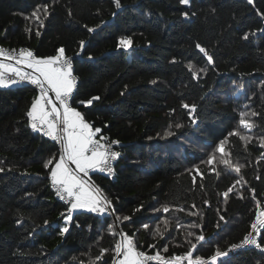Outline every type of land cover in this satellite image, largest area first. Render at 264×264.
I'll return each instance as SVG.
<instances>
[{
  "label": "trees",
  "instance_id": "obj_1",
  "mask_svg": "<svg viewBox=\"0 0 264 264\" xmlns=\"http://www.w3.org/2000/svg\"><path fill=\"white\" fill-rule=\"evenodd\" d=\"M44 4L43 24L29 19ZM121 5L0 0V45L25 47L38 57L63 47L77 79L72 107L101 129L97 136L120 142L113 173L90 172L111 201L110 213L75 210L61 234L70 206L51 187L56 161L45 167L59 158L61 146L31 128L35 87H0V264H113L121 233L146 254L192 251L193 258L209 259L217 247L237 244L264 211V0ZM122 36L132 38L131 48L118 46ZM95 96L100 99L92 105L81 103ZM183 104L196 105L195 112ZM253 111L256 126L249 130L240 125V113ZM234 131L240 136L229 135ZM221 140L232 161L244 165L239 173L207 163ZM201 234L204 241L197 240ZM257 239L264 245V230ZM217 264H264V251L241 247Z\"/></svg>",
  "mask_w": 264,
  "mask_h": 264
},
{
  "label": "snow or ice",
  "instance_id": "obj_2",
  "mask_svg": "<svg viewBox=\"0 0 264 264\" xmlns=\"http://www.w3.org/2000/svg\"><path fill=\"white\" fill-rule=\"evenodd\" d=\"M117 9L121 8V0H113ZM251 3L252 0H249ZM181 4L188 5L190 0H180ZM49 5L44 4L37 6L32 12L29 19L34 18L43 24L41 19V11L45 15L48 13ZM184 16L188 15V12L183 13ZM264 15V14H262ZM30 31V29H29ZM93 31V29H89ZM264 31V30H261ZM244 39H248L245 35ZM84 41H80L81 48L84 46ZM133 44L130 36H122L118 40V46L123 48H131ZM206 56L209 62H212V56L207 54V51L200 45H197ZM0 87H7L11 84L17 83V80L11 78L9 74L14 75L18 80H28L32 84L39 88V95L34 99L31 104V109L27 112V116L31 121V128L33 130H39L46 136L51 137L54 140H59L62 144V149L59 154V158L55 156L51 157L45 164L48 167L55 160V166L51 168V182L56 189V194L63 199H68L71 202L70 208L67 209L68 215L65 217L66 226L61 230V234L68 232L67 222H71L72 212L77 209H88L92 212L104 213L108 211L111 201L104 195V193L96 186L89 184L81 177V173L86 174L89 169L101 168L108 172H112L111 161L117 159L120 153L111 149V144H119L118 140L110 141L109 143H101L100 140L95 139L97 133L101 131L99 128H93L92 125L87 122L76 108L70 106V99L73 89L76 87V77L73 75L72 60L65 55V49L63 47L58 49L57 55L48 57H37L31 50L21 49L18 53L15 50L9 51L0 47ZM5 60L15 61L14 64L5 63ZM189 69L194 73L196 69L194 65L189 64ZM31 69L30 72L24 69ZM200 71H204L200 69ZM155 83V81H152ZM241 89L243 85L239 86ZM49 93H54L50 95ZM99 96L92 97L86 102L87 105H92L94 101H98ZM58 102V103H57ZM59 105V106H58ZM182 107L190 108V115L195 112L196 105L183 104ZM258 115L256 112H241L240 113V125L246 129H252L256 125L251 120V117ZM195 122V119L193 120ZM177 128L182 127L176 125ZM174 133L168 131L166 136H171ZM229 135L240 136L239 131L229 133ZM103 140H107V137H101ZM241 139L248 140L247 136H241ZM262 143H264V137H260ZM226 140H221L216 149L209 155L207 163L215 164L221 163L225 167L233 170L237 173L241 171L244 165L234 163L232 161L230 152L225 150ZM217 153H219V159H217ZM264 158V154H262ZM71 165H75L72 168ZM4 171L0 168V172ZM199 172V168H196ZM215 171V169H213ZM195 181V177H193ZM237 184L240 181H236ZM233 188H229L223 193L224 197H227ZM195 207V205H193ZM140 209H136L139 211ZM168 206H162L163 212H169ZM182 211L183 209H179ZM160 211V209H157ZM195 214V213H193ZM63 215V214H62ZM119 219V218H118ZM124 220L130 219L129 217H123ZM223 219V217H221ZM47 223V221H45ZM165 224L168 221H164ZM147 228L148 225H143ZM252 232H250L241 241V244H233L227 251H222L219 247L216 248L214 254L209 258L211 264H217V261L221 257H226L228 252L232 249L241 247L243 245H255L257 248H261L264 251V245H261L257 236L264 230V211H259L256 215L255 222L251 224ZM111 231V226L109 227ZM157 234L160 233L159 227L156 230ZM115 234V233H113ZM121 240L115 246V252L119 256L123 254V258L118 262L114 261L113 264H147L149 260H160L162 264H183L187 261L188 264H209V259L197 256L193 258L192 251L187 252L185 255H179L170 259H165L157 252L153 256H149L144 252L138 251L132 237L125 233H121ZM198 241H204V235L197 237ZM196 245L193 244L192 248L195 249ZM108 249H103L101 254L97 256V260L102 259L103 254ZM164 251H167L165 248Z\"/></svg>",
  "mask_w": 264,
  "mask_h": 264
},
{
  "label": "built area",
  "instance_id": "obj_3",
  "mask_svg": "<svg viewBox=\"0 0 264 264\" xmlns=\"http://www.w3.org/2000/svg\"><path fill=\"white\" fill-rule=\"evenodd\" d=\"M0 47H2V48H4V49H6V50H9V51H12V50H15L16 51V53H18L19 52V50H21V49H26V50H28L27 48H25V47H17V48H14V47H7V46H5V45H0ZM35 55V54H34ZM72 60V59H71ZM72 68H73V64H72ZM25 71H28V72H30L31 71V69H27V68H25L24 69ZM10 76H11V78L12 79H14V80H17L18 82L17 83H14V84H28V85H32L33 87H35L36 89H37V91H38V93H39V88L36 86V85H34V84H32L30 81H28V80H18V78L17 77H15L14 75H12V74H9ZM74 75V74H73ZM74 77H76L75 75H74ZM76 82H77V79H76ZM13 85V84H12ZM74 90V89H73ZM50 95H52L51 93H49ZM69 103H70V106L72 107V103H71V99H70V101H69ZM101 137H107V136H104V135H101V136H95V139H97V140H100V142L101 143H109L110 141H116L115 139H110L109 137H107V140H103V139H101ZM51 138V137H50ZM57 142H58V144L61 146V149H62V144H61V142L59 141V140H56ZM111 149L113 150V151H116V144H111ZM115 161H116V159L115 160H112L111 161V168L113 169V171H114V165H115ZM96 170H98V171H100V172H103V173H108V174H112L113 173V171L112 172H108V171H106V170H102L101 168H96ZM51 187H52V189L53 190H55V192H56V189L53 187V185H52V183H51ZM57 195V194H56ZM58 196V195H57ZM62 201H64L65 203H67L69 206L71 205V202H70V200H68V199H63V198H61L60 196H58ZM106 212H108V213H110V207H109V209H108V211H106ZM254 222H255V220H254ZM250 232H252V229L250 228V230H249V232L245 235V236H247ZM254 236H257V238H258V236L259 235H257L256 233H252ZM244 236V237H245ZM244 237L236 244V245H239V244H241V241L244 239ZM245 246H252V245H243V246H241V247H245ZM255 246V245H254ZM231 247V246H230ZM229 247V248H230ZM241 247H238V248H235V249H232L231 251H229V252H232V251H235V250H238V249H240ZM229 248H227L225 251H227ZM228 252V253H229ZM147 255H149V256H153V255H151V254H147ZM162 257H164L165 259H170V258H172V257H175V256H179V255H185V254H170V255H164V254H160ZM147 264H162V261H160V260H149V261H147ZM183 264H188V262L187 261H184L183 262Z\"/></svg>",
  "mask_w": 264,
  "mask_h": 264
},
{
  "label": "crops",
  "instance_id": "obj_4",
  "mask_svg": "<svg viewBox=\"0 0 264 264\" xmlns=\"http://www.w3.org/2000/svg\"><path fill=\"white\" fill-rule=\"evenodd\" d=\"M38 57V56H37ZM0 59H3V58H0ZM5 63H9V64H14L15 63V61H11V60H5L4 61ZM53 96H54V93H51ZM58 103V102H57ZM59 106V105H58ZM71 167L72 168H75V165H71ZM94 169H96V168H94ZM93 169H89L88 171H87V173L86 174H84V173H81L80 175H81V177L85 180V181H87L89 184H92V185H94V186H96L93 182H92V180H91V178H90V172L92 171ZM97 187V186H96ZM71 206V205H70ZM77 210H81V209H77ZM123 258V254L121 253V255H119V256H117V260H116V262H118L119 260H121Z\"/></svg>",
  "mask_w": 264,
  "mask_h": 264
}]
</instances>
